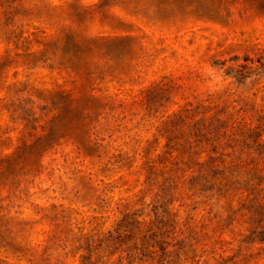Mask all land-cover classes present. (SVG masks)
Segmentation results:
<instances>
[{
	"label": "rangeland",
	"instance_id": "374dc122",
	"mask_svg": "<svg viewBox=\"0 0 264 264\" xmlns=\"http://www.w3.org/2000/svg\"><path fill=\"white\" fill-rule=\"evenodd\" d=\"M0 264H264V0H0Z\"/></svg>",
	"mask_w": 264,
	"mask_h": 264
}]
</instances>
